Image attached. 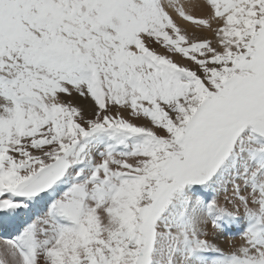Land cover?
Wrapping results in <instances>:
<instances>
[{
    "label": "snow or ice",
    "instance_id": "6c2138e0",
    "mask_svg": "<svg viewBox=\"0 0 264 264\" xmlns=\"http://www.w3.org/2000/svg\"><path fill=\"white\" fill-rule=\"evenodd\" d=\"M0 264H264V0H0Z\"/></svg>",
    "mask_w": 264,
    "mask_h": 264
}]
</instances>
